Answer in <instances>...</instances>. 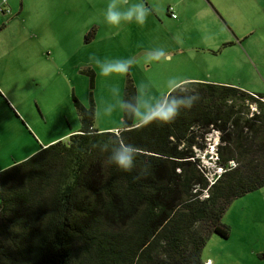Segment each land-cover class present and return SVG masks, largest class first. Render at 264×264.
Returning a JSON list of instances; mask_svg holds the SVG:
<instances>
[{
	"label": "trees",
	"instance_id": "trees-1",
	"mask_svg": "<svg viewBox=\"0 0 264 264\" xmlns=\"http://www.w3.org/2000/svg\"><path fill=\"white\" fill-rule=\"evenodd\" d=\"M192 94L170 123L135 124L127 76L122 127L102 133L92 100L73 97L76 134L0 172V264H206L208 238L229 236L230 204L264 187V94L186 81L157 105ZM121 143L140 149L128 172L107 163ZM211 147L210 169L200 156Z\"/></svg>",
	"mask_w": 264,
	"mask_h": 264
},
{
	"label": "rangeland",
	"instance_id": "rangeland-1",
	"mask_svg": "<svg viewBox=\"0 0 264 264\" xmlns=\"http://www.w3.org/2000/svg\"><path fill=\"white\" fill-rule=\"evenodd\" d=\"M261 1L251 12L231 13L234 16L230 25L240 36L239 41L222 24L218 37L234 44L212 54L199 48L214 38V31L207 33L201 28L192 34L182 30L177 37L180 52L172 53L170 61L165 57L150 61L163 49V39L155 36L156 30L169 26L165 20L160 24L152 19L150 13L143 22V32L132 35L127 34V28L136 25L133 19H122L118 27L117 23L109 24L106 9L101 10L104 29L117 30V39L124 37L131 45L122 49L115 43L114 48L94 51L92 46L70 41L73 36L69 32L92 25L88 24L91 16H84L83 21L81 16L76 17L79 0H68L62 7L60 0H0V172L48 144L76 134L80 122L73 97L86 108L92 100L94 128L100 133L119 130L127 76L135 87L137 107L157 105L165 93L185 81H225L245 91L264 94V0ZM59 7L61 12H67L66 16L59 14ZM66 33L69 39L64 45L60 39ZM102 57L105 60L98 63ZM129 60L133 63L127 73L116 67L109 76L100 74L101 65ZM90 68L94 72L92 82L86 73ZM186 75L195 79L166 90ZM250 107L255 110L253 104ZM134 122H138L136 116ZM58 138L61 139L55 141ZM207 141L216 144L218 136L211 134ZM213 151L211 147L200 156L210 169L214 168ZM222 223L228 227L229 236L212 234L201 254L203 262L210 258L213 264H264V187L234 200Z\"/></svg>",
	"mask_w": 264,
	"mask_h": 264
},
{
	"label": "crops",
	"instance_id": "crops-1",
	"mask_svg": "<svg viewBox=\"0 0 264 264\" xmlns=\"http://www.w3.org/2000/svg\"><path fill=\"white\" fill-rule=\"evenodd\" d=\"M75 2L77 0H74ZM80 4L77 6V18H80L83 21L84 16H91L92 20L88 24H92L90 27H85L75 32H69L73 38H70L72 43H80L84 44L85 46H92L94 51L96 49H105V48H114V44L117 45L122 49L130 48L131 42L126 40L124 37L122 39H117L116 31L113 29L105 30L103 27V15L101 10L107 9L110 0H79ZM68 0L65 1V3ZM112 4L117 9H128L130 7H134L139 4H143L145 8L149 10L152 19H157L158 23L163 24L164 20L169 22V26L165 27L164 30H156V35L160 37L162 42H160V47H162V51L164 53V57L170 61L172 53H178L182 49L178 45V35L182 30H190L193 34L195 32H200L201 28L202 31L208 33L209 30L214 31V38L206 40V43L203 48H199L201 51H207L209 53L214 54L215 50H220L226 47L223 45L227 43V45L234 44L233 41L221 36L218 37V31L221 29L222 24L229 29L233 38L236 41H239L240 36L237 32L232 29V19L233 16L231 13H236L239 11L240 13H244L247 10L249 12L255 8L257 3H261V0H111ZM161 2V3H157ZM65 3L63 0H60V6L62 7ZM255 3V4H253ZM61 7H59V14L62 16H66L67 12H61ZM170 8V10H169ZM264 9V4L263 7ZM66 9V8H65ZM97 9V12H96ZM177 12H176V11ZM148 13V14H149ZM238 13V12H237ZM175 15L172 17L171 15ZM136 25L133 28H127V34L131 33L132 35L141 34L143 32V23L137 22L133 19ZM131 20L125 19V22H130ZM97 23V24H96ZM115 25V24H114ZM121 23H117L116 26L121 27ZM87 26V25H86ZM102 26V28H101ZM92 28V35L91 37L85 41L84 35L88 30ZM148 34V33H147ZM217 37V38H215ZM67 33L60 39V43L66 45L67 44ZM73 39V40H72ZM71 43V44H72ZM59 44V43H58ZM125 45V48L122 47ZM216 48V49H215ZM197 51V49H195ZM203 53V52H202ZM105 60L103 57L100 58L97 62L100 63L101 61ZM91 69V68H90ZM92 70V69H91ZM195 77L191 75H186L182 79H178L166 90H169L177 83H180L185 80H193ZM201 80V79H200ZM186 82V81H185ZM207 82V81H206ZM211 83H225V81H215V80H208ZM226 84V83H225ZM167 92V91H166ZM135 123V122H134ZM135 124H140V122H136ZM115 129V128H113ZM118 129V128H117ZM116 130V129H115ZM117 131V130H116ZM69 137V136H68ZM67 138L61 141H66ZM63 138V137H61ZM55 141H58L59 139ZM206 264H213V261L209 258L205 261Z\"/></svg>",
	"mask_w": 264,
	"mask_h": 264
},
{
	"label": "clouds",
	"instance_id": "clouds-1",
	"mask_svg": "<svg viewBox=\"0 0 264 264\" xmlns=\"http://www.w3.org/2000/svg\"><path fill=\"white\" fill-rule=\"evenodd\" d=\"M149 10L143 4L130 7L128 9H117L110 3L105 10V19L109 24L119 23L122 19H135L139 23H143L146 19ZM164 58L163 52H158L157 55L150 57V61H158ZM132 61L119 62L115 64H104L100 66V74L102 76H109L112 74L114 68L118 67L122 72L127 73L132 65ZM199 99L198 95H190L184 100L161 103L159 105L145 106L141 104L137 107L134 116L142 125H149L154 122L170 123L179 114L181 109L191 108ZM123 110V109H122ZM217 144V143H216ZM140 149L129 144H119L115 151L108 157L107 163L114 165L118 169L128 172L133 168L134 159L139 153ZM214 153V152H213Z\"/></svg>",
	"mask_w": 264,
	"mask_h": 264
},
{
	"label": "built area",
	"instance_id": "built-area-1",
	"mask_svg": "<svg viewBox=\"0 0 264 264\" xmlns=\"http://www.w3.org/2000/svg\"><path fill=\"white\" fill-rule=\"evenodd\" d=\"M169 10H170V8H169ZM171 16H172V17H175V15H173V14H172ZM212 149H213V147H212ZM213 150H214V149H213ZM213 152H214V151H213ZM213 155H214V153H213ZM232 165H233V164H232Z\"/></svg>",
	"mask_w": 264,
	"mask_h": 264
},
{
	"label": "water",
	"instance_id": "water-1",
	"mask_svg": "<svg viewBox=\"0 0 264 264\" xmlns=\"http://www.w3.org/2000/svg\"><path fill=\"white\" fill-rule=\"evenodd\" d=\"M210 154L208 153V156H209ZM209 158V157H208Z\"/></svg>",
	"mask_w": 264,
	"mask_h": 264
}]
</instances>
